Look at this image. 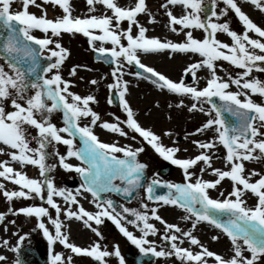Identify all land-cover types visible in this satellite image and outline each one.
Returning <instances> with one entry per match:
<instances>
[{
	"label": "snow or ice",
	"instance_id": "1",
	"mask_svg": "<svg viewBox=\"0 0 264 264\" xmlns=\"http://www.w3.org/2000/svg\"><path fill=\"white\" fill-rule=\"evenodd\" d=\"M244 2L264 13V0ZM86 3L90 12H95L96 5H102L105 13L74 17L70 0H43V4L58 6L62 10L61 16L49 19L37 0H0V28L3 29V38L0 39V145L7 146V149L0 147V154L10 158L0 161V178L19 186V190H8L5 184L0 183V195L9 203L7 214L35 218L36 229L48 242L50 264H73L72 255L65 257L62 253L52 252L57 242L72 254L91 258L97 264H108V257H115L118 264H125L118 245L109 250L99 242L103 236L96 226L103 224L105 218L145 256L174 257L180 264H209V258H212V264H264V174L248 170L245 175V162L264 160V102L257 103L252 99L254 95L264 98V81L252 76L254 70L264 73V26H258L243 11L240 0H164L160 7L168 17V27L173 33L183 31L184 41H162L157 37H147L148 29L138 20L144 14L149 18L148 23L156 22L146 0H133L128 5H120L118 0H86ZM13 4L17 5L15 9ZM29 6L40 8L41 15L29 12ZM175 6L182 8L181 15H174L171 9ZM229 12L238 18L241 32L232 30L229 22L222 19ZM122 22H127L126 27H121ZM194 29L201 30L203 37L194 38ZM35 31L44 35L38 38L34 35ZM218 32L230 37L231 43L217 39ZM63 33H79L87 37L91 50L100 57L108 58L114 66L111 72L113 83L107 87L110 93L115 90L125 119L115 117V122L102 121L99 126L121 137L128 136L125 128L137 133L160 157L183 170L184 182L161 181L154 174V178L145 185L142 180L147 165L138 160L144 148L101 142L93 133V127L101 121L100 115L90 107L97 103L96 97L91 94L81 96L71 91L74 84L61 75V66L70 54L60 43ZM249 33H254L257 38H252ZM96 42H99V47L95 46ZM105 44L111 46L105 47ZM164 51L200 58L184 69V75L192 77V84H186L183 78L174 82L141 62L143 54ZM41 58L48 63L42 66ZM218 61L228 62L241 71L235 74V78L229 75L226 80L222 79L217 75ZM125 65L140 70L129 74L149 80L160 90L180 97L177 108L186 107L189 112H201L208 117L195 133H191H213L207 142L193 141L202 150L200 154L190 159L175 158L179 148L166 147L158 135L138 122L126 99L129 82L123 79ZM77 67L73 66L70 76L76 75ZM202 68L207 70L209 78L206 86L198 88L196 72ZM89 83L96 85L98 81L93 79ZM231 85H235L238 91H230ZM184 97H189L192 103L185 105ZM213 98L220 103H215ZM107 102L112 104V98ZM204 104H209L210 108L205 110ZM56 112L62 113L63 127H57L51 121ZM225 114L234 117L235 121L229 123ZM81 119L87 120L83 126L79 123ZM29 128L36 131L35 136L30 134ZM165 135L171 133L166 132ZM77 137L79 148L74 146ZM130 138L136 139L135 136ZM32 141H35V147L30 146ZM217 143L226 150L224 159L228 170L212 168L209 150L214 149ZM56 144L67 146L64 155L56 151ZM52 156L57 158L61 168L79 175L82 181L79 188L73 191L55 185L52 173L57 164L48 163ZM73 157L80 161L79 165L66 162ZM10 162L20 165L21 169L25 165L36 167L38 178H29L21 170L14 169ZM198 162L205 166L199 169L201 173L211 169L216 179L206 181L189 171ZM252 177L257 179L253 181ZM225 178L231 181V190L227 195L220 193L223 199L212 198L208 190L216 189ZM117 180L119 185L114 183ZM157 186L168 191L157 195ZM141 188L147 201L177 206L188 213L183 219L194 218L192 230L201 222L219 229L230 242L231 256L225 258L210 251L192 231L166 223L157 214V208H149L148 203H141L140 210L123 205L117 210L113 200L101 198L103 193L113 192L130 198ZM247 192L256 198L253 206H248L243 198ZM85 194H90L95 212L87 211L80 204L78 197L87 199ZM56 197L62 198L64 207ZM21 198L39 200L41 204L13 209L12 201ZM50 209L54 210V216L50 214ZM149 213L151 219L164 226L160 239L166 247L159 250L155 241L148 239L157 235L156 227L149 222ZM61 215L66 220L74 218L82 221L99 240L83 248L69 242L68 235L62 231ZM44 218L53 227L54 233L46 226ZM5 220L6 214L0 213V222ZM122 221L137 228L141 235H134ZM7 223L15 224V221L8 220ZM14 235H18V243L9 251L17 253L19 242L24 241L26 236ZM185 238L196 250L183 246ZM211 239L215 241L218 236L213 235ZM8 243L6 239L2 241L4 246ZM0 264L11 262L5 255H0ZM15 264H20L19 259Z\"/></svg>",
	"mask_w": 264,
	"mask_h": 264
},
{
	"label": "rangeland",
	"instance_id": "2",
	"mask_svg": "<svg viewBox=\"0 0 264 264\" xmlns=\"http://www.w3.org/2000/svg\"><path fill=\"white\" fill-rule=\"evenodd\" d=\"M164 0H146V3L148 5V8L150 9V11L154 14L155 17V23H148V17L145 16L144 14L141 15V17L139 18L140 23L143 24L148 31L146 32V36L151 38V37H157L160 39H164V40H170L172 42H183L184 41V32L181 31L179 32V34L177 33H173L170 28L168 27V17L164 12V9H162L160 7L161 3H163ZM241 3H244L245 5H247L248 3L244 2V0H240ZM38 4L42 5L43 10L46 12V14L48 15L49 12L53 13L54 19L58 16L62 15V10L59 9L58 6H53L51 4H43V0H37ZM118 3L120 5H128L130 3H133V0H118ZM70 4L72 7V15L74 17H81V18H85L87 16H91V15H102L105 13V9L103 8L102 5H96V10L95 12H90L89 11V6L86 3V0H70ZM250 9H252L254 11V16L256 17L255 21L258 24H264V13L259 12V10L255 9L254 6H251L250 4H248ZM221 7L223 5H220ZM17 7L16 4H13V8L15 9ZM154 7V9H152ZM176 8H172L171 10L173 11L174 14L176 15H181L182 14V8L180 6H175ZM29 12L36 14L37 16L41 15V9L37 8L35 6H29ZM110 14V13H108ZM222 19H226L229 22L230 28L232 30L237 31L238 33L242 31V25L239 22L238 18H236L234 16L233 13L229 12L228 16ZM121 27H126L124 25H121ZM179 29V26H176ZM161 28L162 34H157V30ZM134 31H136L135 28H133ZM187 31V30H184ZM193 32V36L194 38H202L203 37V32L201 30H192ZM99 34V33H97ZM34 35H36L38 38L42 37L44 34L39 32V31H35ZM219 36H222V38L225 39L226 43H231V39L230 37H228L226 34L224 33H217L216 34V38H219ZM220 41H222L221 39H219ZM60 43L62 44V46L66 49H68L69 53H75L77 54L76 57H73L71 59H66L64 61V63L61 66V75L63 76L64 79L70 80L73 82V80H77V86L78 87H72L70 90L81 95L82 90L84 91L83 93L88 95H94L96 97L97 103L95 104H91L90 107H92L93 111L97 112L101 119V120L97 123V125L95 127H93L92 131L97 133V136H99L101 139H105L109 142H114L117 145H131L133 148L138 147V146H142L144 148V151L141 152L138 156V160L139 161H143L145 163H147L149 165V172H150V176L152 177V179L154 178V174H155V178L159 179V180H164L167 182H171V183H182L183 181V170L179 167H175L174 169L171 170V172L169 173V175L167 177H165L164 179L161 178L160 176V169L163 168L166 164L167 161H165L162 157H160L152 148L151 146H149L148 144H146L143 139H141L140 137H138L137 135H135V133H133L131 130L125 128L124 130L128 133L127 137H121L120 135H118L117 133H113L110 132L106 129H103L102 127L99 126L100 122L102 121H107V122H115V117H119L121 120L125 119V114L122 111V109L120 108V106H114L112 104H109L107 101L108 99L111 97V93L114 91H112L111 93L109 92V89L107 87L108 84L113 83V78L111 76V72L113 69V65H107L105 62L101 61V60H97L94 56L95 52H93L91 50V47L88 43V38L84 37L82 34L76 33V34H68V33H63L62 36L60 37ZM126 43V41H125ZM96 47H99V42H96ZM105 47H110L111 45L109 44H105ZM47 54V53H46ZM163 57H171V55L168 56H163ZM198 59H200L197 56ZM188 61V59H187ZM186 61V62H187ZM185 62V63H186ZM217 64L219 65V68L217 70V75H219L222 79H227V77L229 75L233 76V78H235V74L237 72H240V69L235 68L234 66H231L230 64H228V62L225 61H218ZM95 65H100V67H96ZM183 63L181 65H179V67H177V69L175 71H167V69H165L163 66H161L160 64L157 65L158 67H160L163 71H165V73H167V75L173 79V80H181V78L184 79V82L186 80V75H184V69L183 68ZM73 66H78L76 68V75L75 76H70L69 72L70 70L73 68ZM156 67V66H155ZM220 68L224 69L223 71L219 70ZM203 69V68H202ZM124 72L125 75L123 77L124 80H128V79H133L135 78L134 75H131L129 73H133L135 72L134 68L131 66H127L125 65L124 68ZM252 76L264 81V73H260L257 71H253ZM196 77H197V83L196 86L198 88H202L205 86V80H207V78H209V74L207 72L206 69H203L202 72L197 71L196 72ZM203 77V78H201ZM137 78V77H136ZM97 80L98 83L96 85H91L89 83L90 80ZM186 84H188L187 82H185ZM130 84H128L129 87ZM152 86H155L152 84ZM156 87V86H155ZM230 87H235V85H231ZM80 88V89H78ZM157 88V87H156ZM237 88V87H235ZM159 89V88H158ZM166 91V90H164ZM169 93V92H168ZM130 94L127 93L126 97L131 98L129 96ZM168 96H172L174 98L177 99H181L180 97L169 93ZM184 102L186 103H192L191 99L189 97H184ZM255 102L260 103V102H264V98L259 97V95H255L252 98ZM131 100V99H129ZM137 100H141L140 97H137ZM132 102V101H131ZM130 102V103H131ZM134 101H133V105L130 104V106L132 105V108L134 110V113L136 114V109L137 106L134 105ZM166 107V106H165ZM164 106H162L161 108H163L162 110L165 109ZM203 107L205 108V110H208L210 108L209 104H204ZM168 109V107H166ZM138 110V109H137ZM178 113H180L179 111L177 113H174L178 119H180L178 117ZM200 113V118L202 120H207L208 117H206L203 113ZM181 114V113H180ZM183 114V113H182ZM181 114V115H182ZM175 115H172V119L171 116L165 118L163 121H159L158 123H154L153 121V117L152 115L144 118L142 115L140 117L139 114V119L141 120V123L143 125H146L147 128L151 129L154 133H157L160 137L163 136L161 142H165L167 140H169V143L172 144H167L166 147H177L179 149L182 148V146H186L187 144L191 143V139H193L195 136L192 135L191 133H195L192 129L193 126H190L191 129H188L184 123H180L179 126H181L179 131L174 132L171 135H164L161 131L162 128L165 127H169L172 123V120H174L173 118H175ZM183 116V115H182ZM90 119V118H88ZM51 121L53 124H55L57 127H63V120H62V113L60 112H56L52 115L51 117ZM87 122L86 119H81L79 121L80 125H84ZM170 123V124H169ZM123 127V125H122ZM28 131L30 132V134L32 136L36 135V131L34 129L29 128ZM135 136L136 139L132 140L130 137ZM210 136L211 138L213 137V133L210 132ZM67 138V137H66ZM217 145L220 146V150L222 152V155H214L212 156V160H216L218 158H220L222 156V160L223 163L220 164L219 169H223L226 168L228 169V166L226 165V161L224 159L225 155H226V150L224 149V147L222 145H220L219 143H217ZM32 147H35V141H32L31 145ZM74 146L76 148L80 147V140L77 137L74 140ZM222 146V147H221ZM3 148L7 149V146H2ZM55 149L56 151H58L61 155L65 154V151H67V146L63 145V144H56L55 145ZM49 151H51V149H49ZM190 151V149H184L182 150L180 153H178V156L181 157H187V158H191V156L188 154ZM202 150L197 149L198 154H200ZM121 155V154H119ZM0 159L1 161L4 160H10V158L6 155L0 154ZM50 163H56L55 161H51ZM16 164V163H15ZM215 164V163H214ZM18 165V164H16ZM201 167H205L203 165L202 162H198V164L196 166H194L192 169H190L189 171L194 172L196 174V176L201 177L202 175H209L210 177H214V175L211 174V171H206L204 173H201L199 171V169ZM248 170H255L258 172H261L262 174H264V160H258V161H249V162H245V175H247ZM55 171H60L58 166L55 168V170L52 173V176L54 177V183L56 186L58 187H65V185L62 183L63 180L68 181V179H71V177L67 174H63L64 172L61 173H55ZM38 176H39V172L37 171ZM196 176L193 177V179L196 178ZM3 178H0L1 183L5 184V188L8 190H19V186L18 185H13L12 183H10L9 181H4L2 180ZM255 179H257V177H252V180L254 181ZM228 183L226 184V186L224 187V189L221 191L224 194H227L230 190H231V181L228 180ZM8 184L9 188H8ZM210 194L213 195L214 193V197L215 198H224L223 196H220V193L218 190L216 189H210L209 190ZM145 192L143 193V195L138 199L137 202L131 203V204H127L128 206H130V208H137L138 210H140V204L141 203H148L149 208L151 207H161L160 209V214L163 216H165L167 218V220H169V222H174L175 225L181 227L184 230H189L192 232H196V234H194L198 239L201 238V225H197V228L195 230L191 229V223H192V219L194 218H189L188 220L183 219V217H185L186 215H189L188 213H186L183 209L177 207V206H170V205H157L156 203H153V201H147L145 199ZM246 200V203L248 206H253L256 203V198L255 199H251L248 198L247 193H245V196L243 197ZM90 205L93 207V210L96 211L95 205L93 203H91V200H88ZM33 200H24L23 198L16 200L14 199L11 203V207L13 209L17 208V207H22V206H29L33 203ZM75 206V205H74ZM73 206V207H74ZM133 206V207H132ZM9 207V203L6 201V199L0 195V213H5L6 214V220L4 222H0V255H5L8 258V261L11 262V264H15V261L18 259V254L17 253H13L11 251H9L10 245L11 247L16 245L18 243V235H14V233H18L20 235H24V234H28V233H32V229L35 228L36 226V220L35 218H26L23 215H18V216H12L10 214H7V209ZM169 214V216H168ZM150 219H151V214L149 213ZM8 220H14L15 224H9L7 223ZM5 225V227L3 225ZM97 227V226H96ZM157 227V235L154 237L156 240V245L158 246V248L160 249L161 247H166V245L161 241L160 236L163 233L162 228L160 227V224H156ZM200 227V230H199ZM5 228L7 230H5ZM83 231H87L86 228H84L83 226H81ZM98 230L100 231V228H98ZM138 233H140L139 231H137ZM87 233H89L93 240L92 243L94 244L95 242H97L99 240L98 237L95 236L94 233H91L89 231H87ZM141 234V233H140ZM106 237L104 238V240L99 241L102 245H106L109 250L111 247V243L113 242L112 239L110 240H106ZM30 237H27V240ZM8 240V245L4 246L2 244L3 240ZM115 245L119 246V250L121 251L122 247L123 249L126 251H128L126 244H124V242L122 240L119 239H115ZM159 241V242H158ZM25 241L19 242L20 243H25ZM78 243V242H77ZM80 244L83 245H89L90 242H85V241H81L79 242ZM184 245H186L187 247H192L193 250L195 249V246H191L187 239L185 238V243ZM229 245V249L227 251V254L224 256L226 258H228L229 256H231V249H230V242H228ZM212 250L214 251H219L218 247L216 246V244L211 243L208 245ZM122 249V250H123ZM124 250L122 253H124ZM86 261L82 264H90V262L85 259ZM107 260V258H106ZM127 260V264H134L132 261L129 260L128 257H126ZM211 261V259H209ZM175 260L174 257H169L167 259L165 258H155L152 262V264H172ZM111 263L108 264H117L116 261L112 262V259L110 261ZM212 264V263H211Z\"/></svg>",
	"mask_w": 264,
	"mask_h": 264
},
{
	"label": "bare ground",
	"instance_id": "3",
	"mask_svg": "<svg viewBox=\"0 0 264 264\" xmlns=\"http://www.w3.org/2000/svg\"><path fill=\"white\" fill-rule=\"evenodd\" d=\"M242 5V9L243 11H245L249 17L258 25V26H264V24H258L255 19L256 17L254 16V11L252 9H250L249 5H245L244 3H241ZM176 8V7H174ZM154 9V7L152 8ZM176 15V14H174ZM179 16V14L177 15ZM47 17L49 19H54L53 13L49 12ZM140 22V20H139ZM157 34H162L161 28L157 30ZM249 35L252 38H257L255 36L254 33H249ZM217 39H221L222 42H225V39L222 38V36H219V38ZM162 41H164V39H162ZM171 55V57H163V56H168ZM77 54L75 53H70L69 56L67 57V59H71L73 57H76ZM78 57V56H77ZM141 62L144 63L146 66L152 67L154 68L156 71L160 72L161 74H164L165 76H168L167 73H165V71H163L160 67H158L157 65H161L163 66L165 69H167V71H175L177 69V67H179V65H181L183 63V68H186V66L194 61L199 60L197 58L196 55H192V54H180V53H170L167 51L164 52H160V53H152V54H143L140 56ZM188 59V61H187ZM187 61V62H186ZM186 62V63H185ZM96 67H100V65H95ZM156 66V67H155ZM199 72H202L203 69L198 70ZM169 78V77H168ZM203 78V77H201ZM170 79V78H169ZM204 79V78H203ZM128 81L130 84L128 87V93L130 94L129 96L131 98H126L129 104L133 105V101H134V105L137 106L136 109V119L138 120V122L142 125L141 120L139 119V114L140 117L141 115L146 118L150 115H152L153 117V121L154 123H158L159 121H163L165 118L171 116L172 119V115H175L174 113H177L178 111L183 115H181L180 113H178V117L180 119L177 120L175 115V118H173L174 120H172V123L169 127H165L162 128V133L165 135L166 132L173 134L176 131H179L181 126L180 123H184L185 126L188 129H191L190 126H193V131L195 132V130L200 127L202 125L203 122H205L206 120H202L200 117V113L199 112H189L187 110L186 107L183 108H177L176 104L179 102V99L174 98L172 96H168L169 93L167 91H162L158 88H156L155 86H152V83L149 80H145L142 78H133V79H128L126 80ZM205 85H206V80L204 81ZM74 84L75 87L77 86V80H73L72 82ZM236 87V86H235ZM235 87H230V91H238L237 88ZM80 89V88H78ZM84 91L82 90L81 92V96H85L86 94L83 93ZM89 95V93H88ZM255 96V95H254ZM252 96V98L254 97ZM137 97H140L141 100H137ZM131 99V100H129ZM132 101V102H131ZM131 102V103H130ZM185 105H190L189 103L184 102ZM131 105V106H132ZM169 105H171V107H169ZM162 106H166L168 107V109L165 107L164 110H162L163 108H161ZM104 120V119H101ZM99 122V121H98ZM170 124V123H169ZM143 127L147 128L146 125H142ZM156 135H158L157 133H155ZM159 136V135H158ZM166 136V135H165ZM195 137L193 139H191V143L187 144L186 146H182V148L180 149V151L176 152L175 155H177L178 153H180L182 150L184 149H190L189 151V155L191 157H195L196 155H198L197 152V147L193 144V141H200V142H207L209 139H211L210 136V132L206 131L204 133H196L194 135ZM160 137V136H159ZM163 136L160 137L161 141ZM143 139V138H141ZM145 142V141H144ZM146 143V142H145ZM163 145L167 146V144H172L169 143V140L162 142ZM0 147H2L0 145ZM210 154L212 156L214 155H222V152L220 150V146L216 145V147L212 150H209ZM180 159L179 157H175ZM222 156L216 160H212L211 159V164H212V168H218L220 164L223 163V160L221 159ZM185 159H188L187 157H185ZM1 161V159H0ZM15 162H10L11 166L16 169V170H21L24 174H26L29 178H37V173L36 171H34L33 167H29L28 165H25L22 169L20 167V165H14ZM215 163V164H214ZM31 168V169H30ZM24 169V171H23ZM37 169V168H36ZM221 170H226V168H223ZM207 171H211V169H207ZM202 179L206 180V181H212L215 180L216 177H210L209 175H202L201 176ZM3 180V179H2ZM11 183V181H9ZM1 183V181H0ZM227 181H223L221 184H219L216 188V190H218L219 192H221L225 185L227 184ZM8 184V188H9ZM227 195V194H225ZM248 196L251 198H253L254 196L251 194H248ZM255 198V197H254ZM223 199V198H221ZM3 225V224H1ZM199 225H201V238L199 239L201 244H203L204 246H206L210 251H214L212 250L208 245L213 243L216 244V246L218 247L219 251H214L217 254H222L223 256H225L227 254V251L229 249V245L228 242L229 240L227 239L226 236H224L219 229L214 228L213 226L209 225L206 222H201ZM5 227V225H3ZM199 227V230H200ZM76 230H78V228L75 225H72L71 228V233L73 235L76 234ZM81 232V230H80ZM87 234V233H85ZM196 234V232H193V235ZM88 235V234H87ZM213 235L218 236V239L213 241L211 239V237ZM11 247V245H10Z\"/></svg>",
	"mask_w": 264,
	"mask_h": 264
},
{
	"label": "flooded vegetation",
	"instance_id": "4",
	"mask_svg": "<svg viewBox=\"0 0 264 264\" xmlns=\"http://www.w3.org/2000/svg\"><path fill=\"white\" fill-rule=\"evenodd\" d=\"M107 199H111V198L108 197ZM126 207L130 208V206H128V205H126ZM86 208L89 209L90 212H95V210H93V207L91 205H87ZM64 222L67 225L66 233L68 234V237H69L70 241L73 244L78 245L79 247H82V248L83 247H90L93 244L92 241H91V240H93V238H92V236L89 233H87V231H89L91 233H93V232L88 227H86L83 224L82 221H77L75 219H71V220H66ZM122 224L124 226H126L129 231L133 232V234L137 236V231H136L137 228L133 227L130 224H126L123 221H122ZM72 225H75L78 228V230H76V234L75 235H73L71 233ZM81 226L86 228L87 231H83ZM97 227L100 228V232H101V234L103 236V240H104L105 236H107L106 240H110V239L113 240V242L110 244L111 245L110 250L112 249V246L115 245V242H116V241H114L115 239L122 240L124 242V244L127 243L125 237L119 232V230L116 228V226L111 221L107 220V218L104 219V223L103 224H101V225H99ZM80 230H81V232H80ZM85 233H87L88 235L85 234ZM81 241L90 242V244L89 245H83V244L79 243ZM102 246H104V245H102ZM55 247H57V244H56ZM57 250L59 251V253H62L65 257H67L68 255H72L73 264H82V263H84L86 261L85 259H87L90 262V264H92L91 258L82 257V256H76L75 254H72L69 250H64L60 246L57 247ZM124 252H125V250H124ZM111 259H112V262L116 261L115 257H108L107 258L108 263H111L110 262Z\"/></svg>",
	"mask_w": 264,
	"mask_h": 264
},
{
	"label": "water",
	"instance_id": "5",
	"mask_svg": "<svg viewBox=\"0 0 264 264\" xmlns=\"http://www.w3.org/2000/svg\"><path fill=\"white\" fill-rule=\"evenodd\" d=\"M3 38V29L2 28H0V39H2ZM213 101L215 102V103H220V101L219 100H215L214 98H213ZM234 117H231L230 115H228V114H225V119L227 120V121H229V123H233L235 120L233 119ZM145 178V176L143 177V179Z\"/></svg>",
	"mask_w": 264,
	"mask_h": 264
}]
</instances>
